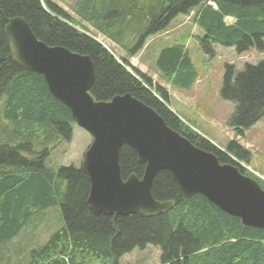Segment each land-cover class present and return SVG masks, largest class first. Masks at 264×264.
<instances>
[{
	"label": "trees",
	"instance_id": "1",
	"mask_svg": "<svg viewBox=\"0 0 264 264\" xmlns=\"http://www.w3.org/2000/svg\"><path fill=\"white\" fill-rule=\"evenodd\" d=\"M82 1L79 13L90 14L95 28L123 48H131L122 39L136 29L132 50L166 27L168 19L194 11L193 22L202 32L195 39L208 57L214 54L213 45L232 47L236 54L251 48L264 51V0ZM113 10L119 15L115 20L109 18ZM13 17L23 18L45 44L90 57L95 78L89 93L96 101L128 93L194 146L254 178L236 162L248 164L247 150L233 140L221 150L193 131L169 109L164 88L129 72L94 37L75 29L59 7L42 0H0V248L35 216L59 206L60 226L27 254L26 264H118L123 255L146 245L159 249L161 264H264V228L244 226L201 194L180 196L167 170L156 174L151 194L160 202L172 201L169 209L152 215L93 214L86 203L89 183L81 168L50 163L52 149L69 140L74 121L69 109L50 94L43 77L14 61L4 29ZM227 17L233 22L227 24ZM154 65L173 88L188 91L197 80L183 43L161 47ZM226 91L238 100L230 125L241 134L264 115V61L246 64L232 78L228 70ZM118 156L123 179L142 175L144 165L132 148L123 145Z\"/></svg>",
	"mask_w": 264,
	"mask_h": 264
},
{
	"label": "water",
	"instance_id": "2",
	"mask_svg": "<svg viewBox=\"0 0 264 264\" xmlns=\"http://www.w3.org/2000/svg\"><path fill=\"white\" fill-rule=\"evenodd\" d=\"M4 29L14 61L41 75L50 94L91 136L80 168L89 183L86 203L93 214L152 215L169 209L172 201L160 202L151 194L156 174L167 170L180 196L201 194L244 226L264 228V190L254 179L194 146L128 93L96 101L89 93L95 78L89 56L38 40L21 17L9 19ZM123 145L144 165L140 177L122 178L118 155Z\"/></svg>",
	"mask_w": 264,
	"mask_h": 264
},
{
	"label": "rangeland",
	"instance_id": "3",
	"mask_svg": "<svg viewBox=\"0 0 264 264\" xmlns=\"http://www.w3.org/2000/svg\"><path fill=\"white\" fill-rule=\"evenodd\" d=\"M42 1L59 7L67 16L66 20L78 31L97 36L100 43L133 75L136 77L137 74L145 75L151 79L152 85L164 88L169 95V109L178 114L183 121L188 122L194 131L211 140L221 150H224L231 140L247 150L250 153V161L241 165L249 175L264 184V115L243 133L236 134L230 122L234 120L238 100L228 96L227 91L224 92V79L228 70L230 78L234 77L238 71L244 70L246 64L256 65L264 61V51L259 52L252 48L242 54H236L234 48L213 45L214 54L208 57L195 39V36L201 35L202 32L193 22L194 11L168 19L166 27L147 36L142 46L132 50L137 37L136 29L127 39H122L128 48L131 47L127 49L113 43L98 31L89 20L90 14L86 17L79 13L83 7L82 0ZM210 6L215 7L211 2ZM110 12L113 16L109 17L111 20L119 18V15L112 13L114 10ZM225 22L230 24L233 20L227 17ZM175 42L185 45L197 70V81L188 91L173 88L166 83L154 65L158 50ZM131 50L132 53L129 52ZM90 142V135L73 123L69 140L59 142L58 146L52 149L50 163L54 166L79 167L82 155ZM59 209V206H54L42 216H35L15 238L2 245L0 264H26L27 254L43 245L60 226ZM118 264H161L160 251L152 245H146L142 249L136 248L123 255Z\"/></svg>",
	"mask_w": 264,
	"mask_h": 264
}]
</instances>
